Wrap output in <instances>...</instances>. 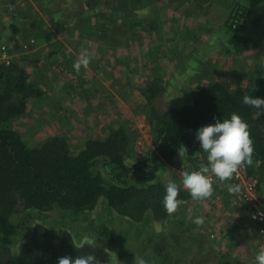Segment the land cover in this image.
Instances as JSON below:
<instances>
[{
    "label": "trees",
    "instance_id": "1",
    "mask_svg": "<svg viewBox=\"0 0 264 264\" xmlns=\"http://www.w3.org/2000/svg\"><path fill=\"white\" fill-rule=\"evenodd\" d=\"M231 9L226 26L237 49L235 53L259 47L264 38V22L259 24L262 19H255L254 28L259 36L252 38L246 30L251 8L237 3ZM38 62L39 59L0 66V264H58L63 257L87 256L94 257V264L97 262V252L76 247L67 233L55 242L41 225L34 227L30 241L20 247L17 255L11 254L16 235L20 229H27L13 219L25 212L58 210L79 215L104 200L115 214L134 224L142 223L146 214L156 222L165 220L169 213L162 200L164 187L160 179L156 181L161 164L180 168L183 163L190 171L205 164L206 157L195 139L197 129L216 119L230 118L232 113L239 114L249 125L253 163L246 165L248 171L259 180L264 179V116L256 118L255 111L242 103L246 95L264 99L263 68L249 73L244 86L234 88L232 83L214 81L194 91L190 103L166 110L154 104L164 93L162 82L146 83L138 92L152 124L153 148L141 159L129 162L135 158L133 147L139 136L129 121L110 128L103 139L85 140L79 150H73L64 135L29 145L10 127L15 120L25 119L32 100L44 96L42 85L32 79L30 66ZM55 66L69 76L61 66ZM72 81L77 82L75 78ZM199 154L202 160L197 157ZM178 196L184 201L191 198L183 189ZM108 232V228L102 227V236L106 237ZM213 258L216 264H238L225 256Z\"/></svg>",
    "mask_w": 264,
    "mask_h": 264
},
{
    "label": "rangeland",
    "instance_id": "2",
    "mask_svg": "<svg viewBox=\"0 0 264 264\" xmlns=\"http://www.w3.org/2000/svg\"><path fill=\"white\" fill-rule=\"evenodd\" d=\"M237 3H243L251 8L246 30L252 38L259 36L258 31L254 28V22L256 18L262 19L259 22L260 26L264 22V0H0V5H19L21 8L18 9H25V11L26 9H39L45 13L43 15L46 17L47 23L50 24L45 28L32 13L28 17L18 14L16 11L15 14L10 15L13 18V23L8 17V21L0 25V34L6 32L7 39L4 41L13 46L16 43L18 48L21 42L26 39L25 34L30 35L32 32L40 47L45 49L43 57L58 58L57 63H53L54 67H51L58 71L53 69L58 75L63 70L60 67L56 68L55 64L62 65L64 62L61 61L65 58L68 60L72 58L76 62L81 52L85 50L93 54L92 63L103 59L105 64L101 65V71H104V74L110 72L107 70L114 69V63L106 58L110 52L111 56L115 58L124 55L123 57H126L128 61L124 60L125 65L123 66L126 68L119 66L118 69L125 68L126 71H130L134 82H138L130 90L143 87V84L148 83L150 77L153 76L152 70L159 67L158 69H162L160 73L162 78L159 80L163 81L162 84L168 94L161 95L154 104L164 110L181 97L191 96L190 79L203 66L214 68L206 70V74L212 76L208 80L209 83L214 81L229 82L234 88L244 86L249 73L255 69L259 67L264 69V38L259 42L261 43L259 47L241 54L235 53L237 49L233 47L231 34L226 25L229 21L231 8ZM81 9H91L93 10L92 17H95L96 20L99 18L98 21L95 20L96 23L90 26L88 32L84 29L88 20L82 22L81 26L75 20ZM106 9H118L117 14H113L112 20L104 19ZM145 9L180 11L181 15H184L181 20L182 25L194 32L203 33L202 37L199 39L189 38V43L183 46L187 52H181V46H172V44H164L166 46L163 45L164 47L160 48L155 47L154 49H160L163 54L159 59L161 63L156 61L159 58L156 50L151 52L150 61L147 62L142 50L148 41L157 37V34L168 33L169 30L161 25L162 20L159 21V24L154 22L155 24L152 25L150 23L151 14H144L143 10ZM201 10L202 17L197 13ZM204 11L205 13H203ZM16 18L25 20L22 22ZM176 19L180 20L181 18L177 17ZM176 19L174 20L176 21ZM91 21L94 22V18ZM131 23H134L133 27L129 26ZM183 26H181L182 30ZM182 33L180 32V34ZM11 34L16 38L10 37ZM53 39L54 42L45 48L44 43ZM177 50L179 54H177ZM197 50L200 54L197 57H192V53L194 52L196 55ZM169 51L171 53L175 51L177 58L192 57V59L188 62L185 61V64L177 58L176 62L169 61L167 60ZM236 57L240 58L234 59ZM210 63H214L215 66H209ZM30 67L33 78L35 76L36 79L38 75L46 77L44 76L46 72H43L46 66L39 68L36 64ZM63 68L65 67L63 66ZM122 73L121 70L118 73V78L121 81L130 76L128 72V75L123 78ZM66 77L71 83H74L73 77L66 76L65 72L59 75L61 83H63V78L67 80ZM123 84H125L124 81ZM172 96L174 97L172 98ZM44 99L52 100V96L46 95ZM177 103H181V101L179 100ZM58 108L60 107L58 106ZM138 110L144 116L148 115L142 108L139 107ZM21 121L20 119L15 120L10 124V127L17 130L22 140L29 145L43 142L47 137L52 136V133H38L39 129L35 126L33 128L28 126L27 123L32 122V118L27 113L23 120L26 122ZM53 129L52 132H56L55 127ZM67 136L73 150L82 148L84 142L78 141L75 135L74 137L72 134L70 135V132ZM138 137L133 147L135 158L129 162L141 159L146 154V152L144 153L145 149L143 150L137 145ZM160 170L159 177L164 183L166 170L171 172L172 178L179 182L184 169L179 168L180 173L178 170L174 172L166 168H160ZM179 210L180 208H177L175 212L169 213L168 217L161 222L154 221L149 214H146L140 224H134L128 218L115 214L107 207L104 200H101L93 210L79 215H69L58 210L42 214L25 212L13 219L18 224H25L27 229H20L10 250L11 254L17 255L20 247L30 241L34 227L41 225L48 230L55 242H58L61 236L67 233L76 247H86L97 252L96 264H137L139 257L145 258L149 264H216L212 254L201 251L205 240L204 242L199 241L198 249L195 250L185 246L184 238H181V235L176 231V226L181 224L184 218V214ZM183 222L188 223L186 218L183 219ZM186 226L190 228L187 224H185ZM102 227H106L110 231L106 237L101 235Z\"/></svg>",
    "mask_w": 264,
    "mask_h": 264
},
{
    "label": "crops",
    "instance_id": "3",
    "mask_svg": "<svg viewBox=\"0 0 264 264\" xmlns=\"http://www.w3.org/2000/svg\"><path fill=\"white\" fill-rule=\"evenodd\" d=\"M16 11L18 14H24L27 15L28 17H30L29 14L32 13L36 18H38L40 24H42L45 28L46 26L50 25L47 23L46 17L44 16L45 13H42V11H40L39 9H26L25 11V9L24 10L18 9L17 7L15 12ZM117 11L118 9H106L104 13V19L112 20L113 14H117ZM201 12L202 10L197 11L200 17H202ZM143 13L151 14L150 23L152 25L155 24L154 22L159 24V21L162 20L161 25L167 27L169 30L168 33L164 34V32H162L160 34H157V37H155L153 40L148 41L147 45L142 50L143 56L147 62L150 61L149 56L151 52L156 50L159 55V58L156 61L161 63L159 59L163 56V54L161 53L160 49H154L155 47L160 48L166 46L164 44H172V46H181L182 47L180 49L181 52L182 51L187 52L183 46L184 44L189 43L188 42L189 38L199 39L200 37H202L201 35L203 33L194 32L182 25L181 20L184 17V15L182 16L180 11H176L173 9L172 10L153 9L151 11V9H145L143 10ZM203 13H205V11ZM92 14H93V10L91 9H81L77 18H75V20L79 22L80 26L82 25L81 24L82 22H86V20H88L87 26L86 28H84L87 32L89 31L88 29L90 28V26H92L93 23H96V21L99 20V18H97L96 20L95 17H92ZM177 17H180L181 19L178 20L176 19ZM92 18H94V22L91 21ZM9 19H11L12 21L13 18L9 17ZM174 19H176V21ZM16 20L18 21L21 20L23 22L25 19L23 20L20 18L19 19L16 18ZM168 21H171L172 23ZM133 24L134 23H131L129 26L133 27ZM181 26H183V30ZM16 29L18 30V28ZM180 32L183 33L180 34ZM25 35L26 37L29 36L35 37L32 32H30V35L27 34ZM6 37H7L6 32H4L3 34L1 33L0 41L7 43L9 46L13 48H17L16 43H15L16 45L14 44L13 46L11 43L4 41L5 39H7ZM10 37L16 38V36L12 34ZM53 42L54 39L50 42L44 43L45 48L47 47V45L49 46ZM44 50L45 49L42 47L41 49H39V51L37 52L38 55L36 57V60L39 59L38 62L39 68L42 67L44 68L46 66L44 70L42 69L43 72H46L44 74V76L46 77L38 75L36 79L34 76L33 80L42 85L45 93L42 98L38 100H32L30 102L31 105L29 104L27 105V115L32 118V122L27 123L28 126H32L31 128L35 126L37 129H39L38 133H43V132L50 134L52 133L51 137L58 135L67 136L69 135L70 132V135L72 134L73 137L75 135L78 141L84 142L89 138L107 137L109 135L110 128H113L118 123L126 120V121H130L133 124V127L137 129L139 133L137 145H139L141 149L143 150L145 149L144 153L145 152L147 153L148 150L153 148L152 133H151L152 124L147 120V116H144L138 110L139 107L145 110L143 107L144 99L139 94L138 89L130 90V88L135 87V84H137L138 82L137 80H136L137 83L134 82L132 75L130 74V71H126L125 69L126 66H123L125 65L124 60L127 61V58L123 57L124 55L115 58L114 56H111L112 53L110 52L106 56V58H109L112 61V63H114L113 65L114 69L107 70L110 71L107 74H104V71L103 72L101 71L102 69L101 65L105 64L102 58L98 60V62L96 61V63L90 62L87 69L82 67L79 72H76L74 70L73 64L75 62L72 58L69 60L67 58H65L64 60L62 59L61 62L62 63L64 62L62 65L55 64L61 66L62 68L64 66L65 68L63 69L67 71L69 75H71L73 78H75V80H77L75 84V83H71L68 77H66L67 80L63 78V83H61V81L59 80L60 73L58 75V73H55L53 71L54 68H51L54 65L53 63H57L58 58L57 59L44 58L43 57ZM167 54L169 57L167 58V60L169 61L174 60L176 62L177 57L175 51H172V53L169 51ZM177 54H179L178 50H177ZM199 54L200 52L199 50H197V54L195 55L193 52L192 57H197ZM192 57L177 58V60L182 61V63L185 64V61L188 62V60H191ZM239 58L240 57H236L234 59H239ZM213 64L214 63H210L209 66ZM119 66L125 67L124 69H120L121 71H123L122 73L123 78H125L128 75V72L130 74L128 78L123 79L125 84H123V81L119 80L118 78L119 77L118 73L120 71L118 69ZM158 68L159 67L152 70L151 73H153L154 77L151 76L148 82L153 80L161 81L159 79L162 78L160 77V73L162 69L160 70ZM212 68L213 67L203 66L201 67V69L197 71L196 75H192L190 79V89H189L191 91L190 93L191 96L181 97V99L176 100L173 105H170L166 109L176 108L178 106L190 103L192 98V93L194 91H196L199 88L207 87L209 85L208 80L212 76L211 74H206V70H210ZM161 82L163 83V81ZM141 83L143 84L142 81ZM161 86L163 88L165 87L164 84H161ZM164 94L165 95L168 94V91H165V88H164V93H162L161 95ZM46 95L47 96L51 95L52 100H45L44 98ZM160 96L157 98V100L160 99ZM173 97L174 96H172V98ZM179 100L181 101V103H177V101ZM58 106L60 108H58ZM53 127H55L56 132L55 131L52 132ZM202 155L206 157L205 153H203ZM197 157H199L200 159L202 158L201 154L197 155ZM204 163L206 164L207 161ZM182 165L183 166H181L180 169L190 171L189 167H184L185 165L183 163ZM160 168L171 169L174 172L175 170L179 169V168L175 169L174 166L169 165L165 162L161 164ZM160 168L157 172L156 180L160 179L162 181L161 177H159L160 176L159 172L161 173ZM254 170H255V174H257L258 173L257 167H254ZM178 172L180 173V170H178ZM259 189L261 196L264 199V179L259 180ZM229 196L230 194L225 189L224 192H222L219 197L221 202L227 208L230 207ZM178 208H180L179 211L184 214V218H186V220L188 221V223L183 222L184 219L183 218L182 223L176 226L177 233L181 235L180 236L181 238H185L183 240L185 242V246L187 245L191 249L195 250L198 249V245H197L198 242L199 241L204 242L205 240L206 243L205 242L203 243L202 245L203 249L201 251H205L207 254H212L213 257L214 256L228 257L229 259L235 261L238 264H242V262L238 258H232L230 256V252L231 253L232 251L235 252L236 249L238 248L237 242L240 239L244 240L242 241L241 244L245 245L247 251L254 248V243L252 239L254 233L253 232L254 226H252L251 222L248 219L244 220L243 226H240L239 229H236L235 231V229L233 228L235 226L233 224L232 217H229L227 215V211L223 212L221 209H218L215 205H213V202L210 199L206 201H194L192 200V198H190L189 200L185 201L183 205H180ZM188 208L192 209L193 217L195 216L204 217L205 223L203 226L198 227L191 222V220L188 218L187 215ZM210 218H215V219L210 220ZM185 224L190 226V228H187V226L185 227ZM213 225H216L215 240H218L217 242H212L209 238V234L213 230L211 229ZM238 235L240 237H236Z\"/></svg>",
    "mask_w": 264,
    "mask_h": 264
},
{
    "label": "clouds",
    "instance_id": "4",
    "mask_svg": "<svg viewBox=\"0 0 264 264\" xmlns=\"http://www.w3.org/2000/svg\"><path fill=\"white\" fill-rule=\"evenodd\" d=\"M93 54L87 50L82 51L79 59L73 64L76 72L81 68L87 69ZM242 103L255 111V117L264 116V99L244 96ZM249 125L237 113H232L230 118L216 119L213 124L197 129L195 139L199 142L200 151L206 154V164L196 170H183L180 181L172 178L171 172L165 171L163 184V205L168 213H173L185 201L178 193L183 189L194 201H206L213 195V179L226 182L233 178L238 169L253 163V141L250 138ZM241 185L229 184L228 192L238 194ZM188 218L196 226H203V216L193 217L191 208L187 210ZM58 264H94V257H63ZM137 264H149L139 257ZM254 264H264V248H259L254 258Z\"/></svg>",
    "mask_w": 264,
    "mask_h": 264
},
{
    "label": "built area",
    "instance_id": "5",
    "mask_svg": "<svg viewBox=\"0 0 264 264\" xmlns=\"http://www.w3.org/2000/svg\"><path fill=\"white\" fill-rule=\"evenodd\" d=\"M21 8L19 5H0V25L8 21V17L14 14L16 8ZM41 49L40 45L35 40V37H26L21 42L18 48H13L5 42L0 41V66L8 67L15 63L22 61L36 60L37 52ZM213 179V195L210 200L218 209L223 212L227 211V215L232 217V221L236 229L243 226V221L248 219L253 228V243L254 248L249 251L246 250L244 244H241L242 239L237 242L238 248L235 252H230L232 258H238L242 264H254V258L259 248H264V199L261 196L259 189V178L249 173L247 166L238 169L233 178L226 182H220ZM229 184L241 185V191L238 194H230L228 192ZM230 194L229 205L227 208L220 200V195L224 190ZM215 218H210L213 220ZM213 229L209 238L212 242H217L216 239V225L211 227ZM237 234V233H236ZM236 237H240L239 235ZM221 239V238H220Z\"/></svg>",
    "mask_w": 264,
    "mask_h": 264
}]
</instances>
